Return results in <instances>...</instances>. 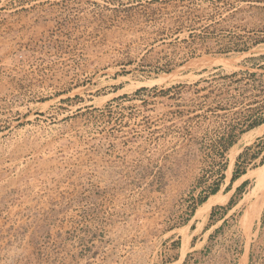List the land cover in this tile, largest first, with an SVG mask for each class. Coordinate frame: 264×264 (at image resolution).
<instances>
[{"label": "rangeland", "instance_id": "374dc122", "mask_svg": "<svg viewBox=\"0 0 264 264\" xmlns=\"http://www.w3.org/2000/svg\"><path fill=\"white\" fill-rule=\"evenodd\" d=\"M234 3L0 0V264H264L260 158L210 229V212L180 225L221 177L225 136L240 134L221 196L264 137L240 132L264 93L223 77L264 88V43L224 50L250 35Z\"/></svg>", "mask_w": 264, "mask_h": 264}, {"label": "trees", "instance_id": "16d2710c", "mask_svg": "<svg viewBox=\"0 0 264 264\" xmlns=\"http://www.w3.org/2000/svg\"><path fill=\"white\" fill-rule=\"evenodd\" d=\"M216 1H223V0H216ZM259 3H264V0H235V3L233 5L232 8L228 9V11H231V15L233 17H237L238 15L239 20L242 22L241 23V28H243V30H245V32L248 35V38L246 39V37L244 35H239L238 37V42L234 43L233 47H226L224 50L225 51H236L237 53H243V52H247L249 51L251 48L258 46L260 44L264 43V20L262 18V16L260 15L261 10L264 9V6H255ZM256 10H251L252 8H254ZM247 8H250L249 10H247ZM244 21V23H243ZM254 34V35H251ZM251 59H264V55H261L259 58L257 57H251ZM259 67L264 69V64L260 65ZM239 75H242V78H238L237 77ZM259 74L256 71L250 72V71H235L229 75H225L223 76L225 79H234V81L237 84H242L244 88L246 87H250V91H252V89H256V90H260V92L264 93V88L263 89H259L260 87L263 86V82L260 84V80L258 78ZM242 81H245V83H241ZM200 82H196L194 85L198 86ZM242 87V86H241ZM255 103V104H254ZM255 105V111L252 115L248 116L250 119H247L245 122L247 123V126L245 128L240 129L241 133L247 132L253 128H256L260 125H262L264 123V98L261 99L260 101L255 100L253 101V103H250L249 108H252V106ZM235 131L231 130L229 135L225 136L227 138H224V149L222 151V158L221 160H223L221 162V174L218 180L214 181V183L211 186V189L208 193H206L204 196L196 198L193 197V204L190 205V209L188 211V215L187 217H184V219L182 220V222L180 223V225H186L188 224L193 217L195 216V212L197 207L202 204L204 201H206L209 196L216 194L220 189H221V185L222 182L224 180L225 176V170L228 167V161L226 158L225 153L229 150L230 147H232L235 142L236 139H232L230 137H239V133L235 135ZM264 137H259L257 142H255L253 145L251 146H257V145H261L262 141H263ZM251 146L246 147L237 157V160L235 162L234 165V169H233V173L231 177V181L230 184L226 187V191L230 190L232 184L239 179L240 177H242L246 172H247V163L248 162H253L256 159L260 158V164L264 163V145H262L261 149H259L256 153H254L250 158L246 157L247 151L251 148ZM243 162L245 163L244 166ZM165 173H161L159 176V183L161 185L165 184L164 180H166L165 178ZM240 189V188H239ZM238 189V190H239ZM235 205L233 198H231V200L229 201V203L226 206H218L215 207L212 212H211V221L208 223V225L205 227V231H207L208 229L211 228V226L213 225V221H214V212L216 211V208L218 209H222L224 210L226 214L228 213V211L230 209L233 208V206ZM224 217V216H223ZM221 217V218H223ZM175 226L170 227V230L173 229ZM192 227H194V225H192ZM217 231V230H216ZM213 233L210 235L209 240L213 237ZM177 244L181 245V239L176 241ZM189 255L187 256V258L184 261V264H186L189 260ZM179 257L177 256L178 259Z\"/></svg>", "mask_w": 264, "mask_h": 264}, {"label": "crops", "instance_id": "0c3cea01", "mask_svg": "<svg viewBox=\"0 0 264 264\" xmlns=\"http://www.w3.org/2000/svg\"><path fill=\"white\" fill-rule=\"evenodd\" d=\"M248 175V173L246 172L242 177H246ZM242 177H240L239 179H241ZM239 179H237L236 181H238ZM247 180H248V178L247 179H244V180H242L237 186H234L235 185V182L232 184V186H231V188H230V190H228V191H226V188H225V191H226V193H230V195L228 196V195H226V196H221V193H216V194H213V195H211V196H209V198L206 200V201H204L202 204H200L199 206H198V208L196 209V212H195V216L197 217V218H200V219H205L206 217H207V215H208V213L210 212H212V210L215 208V207H218V206H225V204H223L224 202H225V200H226V197L228 196V198H227V200H226V204H228L229 203V201L231 200V198H233V200H234V203H235V205L233 206V208L237 205V203H236V192L237 191H242V189H245L246 188V186H247ZM230 184V183H229ZM228 184V185H229ZM227 185V186H228ZM226 186V187H227ZM240 188V189H239ZM239 189V190H238ZM213 197V199H211ZM218 204V205H217ZM232 208V209H233ZM216 210H217V208H216ZM229 211H231V209L229 210ZM228 211V212H229ZM224 217H225V215H224ZM224 219V218H223Z\"/></svg>", "mask_w": 264, "mask_h": 264}]
</instances>
